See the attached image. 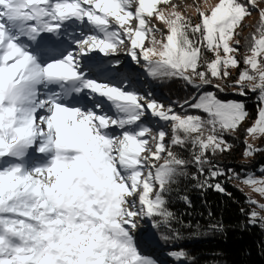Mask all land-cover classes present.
<instances>
[{"label": "snow or ice", "instance_id": "1", "mask_svg": "<svg viewBox=\"0 0 264 264\" xmlns=\"http://www.w3.org/2000/svg\"><path fill=\"white\" fill-rule=\"evenodd\" d=\"M262 4L199 0L193 17L173 0H0V264H157L136 230L147 220L169 230L166 242L181 239L168 197L190 165L197 187L230 195L209 157L231 150L226 137L249 112L219 93H258L246 136L264 137ZM121 50L151 79L195 89L183 111L141 93L118 58L93 55ZM189 147L191 160L177 151ZM262 150L245 140L246 157ZM228 178L264 196V166Z\"/></svg>", "mask_w": 264, "mask_h": 264}, {"label": "trees", "instance_id": "2", "mask_svg": "<svg viewBox=\"0 0 264 264\" xmlns=\"http://www.w3.org/2000/svg\"><path fill=\"white\" fill-rule=\"evenodd\" d=\"M156 82L159 84L156 88L158 93L154 92L153 96L168 97V101L177 106L175 109L186 98L194 95L183 80ZM220 97L229 100L224 96ZM250 105L248 120L253 121L257 115V103ZM226 139L232 145L231 150L209 158L213 165L228 173V176L221 177L220 180L230 195L213 188L197 187L196 180L192 179L193 174H197L194 165L189 166L188 176L178 178L169 194V208L176 214L172 228L179 230L181 239L166 242L161 237L168 234L169 230L164 227L156 229V237L160 243L156 249L165 254V257H171L176 264H185L169 255L176 250L189 253L190 259L186 264H264V224L249 222V210L255 207L248 203L249 196L235 185V181L241 179L228 178L234 172L240 173L241 177L250 172L260 176L259 168L264 166V150L245 162V134L241 128L237 133L228 134ZM177 151L184 158L192 159L190 147ZM200 179L203 180V177ZM184 196L190 200V204L182 199Z\"/></svg>", "mask_w": 264, "mask_h": 264}, {"label": "rangeland", "instance_id": "3", "mask_svg": "<svg viewBox=\"0 0 264 264\" xmlns=\"http://www.w3.org/2000/svg\"><path fill=\"white\" fill-rule=\"evenodd\" d=\"M199 3V0H173V3H178L181 5L180 10L182 12H185L186 14H190L193 17L197 16L195 7L193 4ZM211 3H215L216 0H209ZM261 7H264V4L261 5ZM259 21V13L257 11H253L252 16L250 19H247V27L245 28L243 35L248 36L250 33H252L255 30V26L258 24ZM147 43V41H146ZM241 43L243 44L244 41L242 40ZM94 56L97 57V59H102V60H108V59H119L122 62V69L128 73L132 79L133 84L135 87L141 92V93H153L156 92L158 93V83L156 80L151 79L146 75L144 70L136 65L134 61L131 60V58L125 53V51L121 50L117 56L115 57H104L103 54L96 53ZM209 57L211 58V54H209ZM233 76L237 75V70L233 71ZM189 86V85H188ZM190 87V86H189ZM194 93L196 94V90L190 87ZM208 90L215 91L214 88H211L209 86ZM155 93V94H156ZM220 96H224V98L231 99V100H243L244 103L246 104V108L248 112H250V104L257 103V108H258V93H253L249 92L247 96H238L235 94L234 89H228L224 93H219ZM159 102L165 104L166 106L171 105L174 109L177 108L176 105H173L170 101H168V97L162 96L160 97H155ZM177 111H183L180 107L176 109ZM190 112H193V110H190ZM193 114H199V113H194ZM254 122L249 121L248 119L243 122L241 125V130L245 134V140H247V143L254 145L257 148L264 149V137H254V136H246V129ZM150 123L154 126V128H159V127H165L167 128L166 125H164V122H157L156 119L152 120L150 119ZM239 128V130H240ZM238 131V130H237ZM237 131L235 133H237ZM261 147H259V146ZM245 156V155H244ZM253 156L251 157H246L244 158L245 162H248L251 160ZM260 171V168H259ZM259 177V175H257ZM235 185L242 189L249 197L252 199L258 201L261 204H264V196L260 195L259 193L255 192L252 187L244 184L241 182V180L235 181ZM253 205V204H252ZM255 209L260 213V215L264 216V210H261L260 208L256 207L254 205ZM156 228H154L151 224L150 221L147 220H141L138 229L136 230V236L138 239V242L140 244L141 250L145 255L150 256L151 258L155 259L157 261V264H176L171 257H165L166 255L160 250H157L156 247L160 246L159 239L156 237ZM146 237H150V239H146ZM171 256V254H169Z\"/></svg>", "mask_w": 264, "mask_h": 264}, {"label": "bare ground", "instance_id": "4", "mask_svg": "<svg viewBox=\"0 0 264 264\" xmlns=\"http://www.w3.org/2000/svg\"><path fill=\"white\" fill-rule=\"evenodd\" d=\"M96 53H94L93 55H95Z\"/></svg>", "mask_w": 264, "mask_h": 264}]
</instances>
